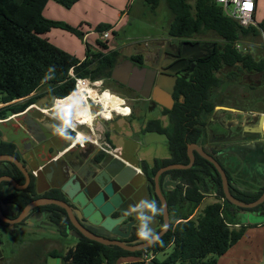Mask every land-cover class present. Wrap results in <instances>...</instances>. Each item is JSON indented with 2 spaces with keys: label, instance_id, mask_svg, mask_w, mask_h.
Wrapping results in <instances>:
<instances>
[{
  "label": "flooded vegetation",
  "instance_id": "1",
  "mask_svg": "<svg viewBox=\"0 0 264 264\" xmlns=\"http://www.w3.org/2000/svg\"><path fill=\"white\" fill-rule=\"evenodd\" d=\"M168 36L166 39L170 41L155 44L145 54L141 51L134 53L143 54L142 60H134L132 55L124 58H130L134 65L155 71L156 78L161 76L160 80L168 90L155 91L156 80L148 89L151 78L149 74L144 77L140 90L119 82L112 75L89 78L91 88L95 87L101 93L105 84H114L121 96L112 95L109 91H104L99 97L95 91L87 95L79 93L78 96L84 94L88 97L70 107L72 117L76 120V129L71 132L72 140L58 137L52 130L55 122L53 112L58 109L53 107V101L63 98L66 100L71 93L61 98L54 97L49 92L32 93L18 100L30 101L25 108L0 118V157H8L0 158V208L9 219H20L10 223L0 215V243L4 252V258L0 262L6 260V249L12 256L19 252L16 253V243L20 241L16 229L20 225H25L27 232H33L30 229L40 228L47 222L54 223L62 235L71 232L78 234L79 238L84 235L79 228L82 226L107 237L118 238L129 245L142 243L136 235L138 221L134 215H128L129 206L145 198L155 200L161 207V214L156 217L152 227L159 233L165 223L163 203L157 193L159 187L168 204L171 226L173 210L177 207L169 203L170 196L180 187L186 195L191 187L184 170L196 171L195 182L206 196L208 192L215 193V196L218 194L220 185L217 177L221 174L198 148L216 158L224 170H229L230 191L235 197L236 193L239 194L229 167L235 168V174L240 177L247 176L246 173L252 170L256 161H252L247 156L248 153L241 149L259 142L249 137L254 132L246 127L259 122L261 114L255 113L243 121L226 117L219 121L213 117L215 110L227 106L216 104L213 113L204 111L197 116L194 124L191 123L193 120L190 114L184 120L182 116H178L177 106L183 95L176 91L177 84L180 79L187 82L191 80L198 62L210 54L214 43L208 45L201 38ZM167 71L173 75L165 76L164 72ZM143 91L148 94L145 95ZM64 100L58 102V105L65 106ZM227 109L236 110L234 107ZM238 113H241L240 109ZM179 118L185 122L187 155L181 161L176 157ZM239 126L241 128L237 134H233L232 127ZM259 129L264 132V119ZM81 135L83 142H80ZM192 156L190 167L176 166L189 165ZM229 156L235 158L234 164L226 161ZM209 162L215 169L209 166ZM127 167L134 169L131 177H128L130 171ZM111 170H115V173ZM243 170L247 172H242ZM209 179L212 180L211 187ZM101 191H105L107 195L104 202H111L113 207L110 215L113 218L122 217L115 225L116 230L105 229L91 215L83 213L86 204L92 202ZM80 192L87 196L88 202L84 206L75 200ZM215 199L217 200L216 197ZM94 202L96 208H99L101 204L95 200ZM184 202V205L189 203L187 199ZM240 207L233 208L236 211ZM249 210L264 211V202ZM57 242L56 238H39L30 243L36 246L38 254L43 255L54 249ZM21 246L23 247L22 242L18 249ZM27 249L29 250L24 249L25 254L35 253L31 246H27Z\"/></svg>",
  "mask_w": 264,
  "mask_h": 264
},
{
  "label": "trees",
  "instance_id": "2",
  "mask_svg": "<svg viewBox=\"0 0 264 264\" xmlns=\"http://www.w3.org/2000/svg\"><path fill=\"white\" fill-rule=\"evenodd\" d=\"M49 1L51 0H0V103H4L0 108V118L25 108L30 101L18 100L43 86L47 87L45 93L49 92L59 98L66 97L74 92L78 77H111L113 67L119 62L120 49L111 48L108 39L98 41L99 47L95 49L85 38L90 30L101 34L112 30L117 34L113 24L102 22L85 32L83 25L74 26L46 17L44 10ZM53 1L71 8L79 0ZM146 1L157 8L162 0ZM164 1L173 15L168 30L170 37L190 38L212 32L221 39L214 42L208 56L200 59L191 80L187 82L180 79L176 87V91L183 95L178 102L177 114L183 120L190 117V114L193 120L191 123L194 124L197 116L204 111L213 113L216 103L212 94L215 89L225 84H235L247 74L264 71V56L256 59L247 50L246 44L247 41L253 42L262 36L264 23L240 25L224 12L216 0H194L193 3L190 0ZM54 28L67 30L85 40V57H78L53 43L48 34ZM132 59L142 60L143 54H133ZM50 66H54L55 71L48 73ZM72 69L75 76L70 74ZM47 73L50 80H45ZM183 120L179 118L177 123L178 161L187 158ZM208 164L215 169L212 163ZM225 170L230 179L229 170ZM183 172L191 187L186 195L183 194L182 187L177 189L170 196L169 203L183 208L184 200L187 199L193 204V208L171 222L169 230L160 237L162 245L156 244L146 249L155 254L152 264H176L180 261L185 264H218V257L243 238L248 226L237 225L238 222L233 220L236 212L234 208L239 206L226 198L220 175L217 177L220 185L217 200L192 216L206 195L195 182L196 171L188 169ZM263 190L264 187L256 194L239 192L235 195L248 202L258 198ZM228 205L234 208L230 210ZM168 247H172L171 252L160 259L157 254ZM144 250L129 251L119 245H106L81 235L77 244L67 252L62 253L54 248L47 255L61 257L62 264H147L137 259ZM126 258L136 260L123 262Z\"/></svg>",
  "mask_w": 264,
  "mask_h": 264
},
{
  "label": "rangeland",
  "instance_id": "3",
  "mask_svg": "<svg viewBox=\"0 0 264 264\" xmlns=\"http://www.w3.org/2000/svg\"><path fill=\"white\" fill-rule=\"evenodd\" d=\"M114 4L120 5L118 9L124 12L122 21L124 22L118 26L116 29L117 34L110 30V38L107 40L111 48L120 49L119 61L125 57L133 55L138 50L145 54L146 50L153 47L155 44L160 43L161 41H170L166 39L168 36V30L170 22L173 19V15L169 10L166 2L162 0L157 8H153L152 4L148 3L146 0H113ZM192 3L194 0H190ZM113 4V5H114ZM114 5V6H115ZM106 16H113L112 12L105 11ZM58 28L53 29L57 31ZM52 34V40L56 39L55 44L69 52H73L66 48V46H72L75 50H80V44L76 43L70 38H67L61 35L59 32H54ZM92 35L89 37V44L94 46L95 49L99 47L98 41H102V34L97 31H93ZM78 40H82L76 36ZM169 37V36H168ZM194 38L204 39L205 42L211 43L221 41L219 36L209 32L205 36H196ZM59 40V41H58ZM83 41V40H82ZM105 41V40H103ZM53 42V41H52ZM53 42V43H54ZM64 44V45H63ZM247 50L252 52L256 59H261L264 56V33L262 36L256 39L253 42H246ZM87 45L84 43V56L86 53ZM102 49V48H101ZM75 53V52H74ZM80 53V51H76ZM90 87V86H89ZM47 89L46 86L41 87L36 90L35 94L44 93ZM91 91H95L101 95L104 91H109L112 94L121 96L119 89L112 85H104L103 91L100 93L95 87L91 88ZM86 92V90H83ZM82 96V95H80ZM213 99L217 105L225 104L227 107H234L236 110L227 109L219 107L215 110L213 117H216L217 120L221 121L223 118H228L231 120L238 119L243 121L246 117L250 118L253 114L258 113L262 114L264 110V71L263 72H253L250 74L241 77L235 84H225L213 91ZM81 98V99H79ZM75 99V97H74ZM84 97H78L74 103H77L83 100ZM99 99V98H96ZM72 100H70L71 102ZM122 101V100H121ZM98 101H96L97 103ZM55 108H62L64 106L58 105V100H54L52 103ZM41 107V105H39ZM66 106V105H65ZM82 106V104H81ZM120 107L122 105H119ZM238 109L241 110V113H238ZM93 116V115H92ZM94 117V116H93ZM92 117V118H93ZM256 122V121H255ZM233 123H236L235 121ZM249 124V123H248ZM258 124V121L255 123ZM234 125V124H233ZM241 128L232 127L234 130L233 134H237V131ZM251 139H255L259 142L255 144H248L241 151L245 150L251 158L252 161H256L255 165L252 166V170L249 171L247 176L240 177L236 175V169L229 167L232 171V176L235 180V188L239 192H243L249 195L256 194L261 187L264 186V135H259V133H252L249 136ZM227 144H230L228 142ZM231 156L227 157L226 161L228 163L234 164L235 158ZM237 165V164H236ZM234 170V171H233ZM242 172H247L243 170ZM210 180V179H209ZM209 182L210 187L212 186V180ZM217 198V195L212 198L208 197L200 204L197 211L193 213L192 216H196L207 204L214 202ZM193 208L192 203H187L183 208H177L173 210V220L175 221L180 215L185 212L191 211ZM228 209L232 210L233 207L228 205ZM233 220L238 222L237 225H246L247 230L243 238L236 245L238 248L235 255H224L218 257L219 264H264V226L257 227L254 224L258 222H263L264 224V211L261 210H249L241 209L236 210L233 216ZM34 230L33 232H27L28 229L25 225H20L16 229V233L19 235V239L23 244V247H19L20 241L16 243V253L15 256L10 255L6 260L0 262V264H15L17 262H26L28 260L32 261V264H46V258L48 257L47 253L43 255L38 254L36 246L32 245V241L41 239H58L55 248L62 253L67 252V250L77 244L79 241V235L76 233L69 232L68 234L62 235L59 233L57 226L54 223L47 222L44 226L40 228L30 229ZM27 244V245H26ZM26 245V247H24ZM27 246L32 247V251L35 253L25 254L24 249H27ZM234 247H232L233 249ZM172 250V247H168L164 251H160L157 255L160 259H164ZM233 253V252H232ZM9 254V252H8ZM19 257V258H18ZM53 259H59V257H52ZM16 259V260H15ZM134 258H126L123 262L132 261ZM28 264V263H25ZM150 264V263H148ZM176 264H185L184 262H177Z\"/></svg>",
  "mask_w": 264,
  "mask_h": 264
},
{
  "label": "water",
  "instance_id": "4",
  "mask_svg": "<svg viewBox=\"0 0 264 264\" xmlns=\"http://www.w3.org/2000/svg\"><path fill=\"white\" fill-rule=\"evenodd\" d=\"M146 74H149L151 76L150 82L148 83V89L152 87V85L155 83V80H156L155 91H161L162 89L168 90L165 87V85L162 83V81L160 80L161 76L156 78L155 71H152L151 69H148L147 67H139L137 65H134L133 61L130 58L124 59V60L116 63L112 69L111 75H112V78L118 80L119 82L128 84L130 87H132L136 90H140V87L142 85V82H143ZM164 75L165 76H172L173 74L171 72L167 71V72H164ZM172 82L174 83V81H172ZM143 93H145V91H143ZM147 94L148 93L146 91L145 95H147ZM224 108H227V107H224ZM263 114L264 113L261 114L260 120H259L257 125L255 124L253 126H247L246 129L251 131V132L260 133L261 135H264V132L259 129V125L261 124ZM198 149L208 160H210L216 166V168L220 172V174L222 176L225 195L230 202H232L234 205L245 207V208L255 207V206L261 204L262 202H264V191L258 199L251 201V202H245V201H242V200L238 199L237 197H235L234 194L230 191L228 176H227V173L224 170L223 166L212 155L206 153L201 148H198ZM0 158H8V157L2 156ZM192 162H193V156H192V161L189 165L177 164L176 166L177 167H190ZM127 169H129V171H130L128 177H131V175H133V173H134V169H131L130 167H127ZM111 171L114 172L115 170H111ZM157 189H158L157 193L162 200L163 209H164V221H165V223H164L163 229L158 233L159 236L161 237L170 228V217H169V212H168L167 201H166L164 195L162 194V191L159 189V187ZM106 198H107L106 192L101 191L97 195V197L94 199L96 201V203H98L99 205L101 204L99 208H96L94 200L92 202H89L88 204H86L88 201H87V196L84 192H80L75 197V200L79 201L82 206H84L86 204V206L83 208V213L85 215H91V218L94 221H96V223H98V224L101 223V226L107 230H116L115 225L120 222L122 217L113 218L110 215L111 211L113 210V207L111 206V202H109V201L104 202L106 200ZM98 200H99V202H98ZM40 202H44V201H40ZM26 209H28V207ZM0 215L2 218H4L5 221H8L10 223H13L15 221L20 220V219H16V220L9 219L7 216H5L3 214L1 208H0ZM79 228L85 236H87L93 240L99 241V242L106 244V245H110V244L119 245L122 248L127 249L129 251H137V250H142V249H146L147 247H150L147 244H145L144 242L134 244V245H129V244L125 243L124 241L118 239V238H115V239L110 238V237L105 236L104 234H100V233H97L94 231H90L87 228L82 227V226H79ZM0 242H2L1 234H0ZM2 258H4V252H3L2 245L0 243V259H2ZM150 264H152V261L150 262Z\"/></svg>",
  "mask_w": 264,
  "mask_h": 264
},
{
  "label": "crops",
  "instance_id": "5",
  "mask_svg": "<svg viewBox=\"0 0 264 264\" xmlns=\"http://www.w3.org/2000/svg\"><path fill=\"white\" fill-rule=\"evenodd\" d=\"M113 4H114L113 0H79L71 8H66V7L62 6L61 4L51 0L48 2L47 6L44 10V15L48 18H51V19L65 21V22H67L71 25H74V26L83 25L82 29L85 32L89 29H93L97 24L102 23V22H107V23L113 24L114 28L116 30L118 28V26H120L124 22V20L122 21L124 12L122 10L118 9V7H121L120 5L116 6L114 4L115 5L114 6ZM105 11L106 12L107 11L112 12L113 16H110V15L106 16ZM254 18H255L256 23H258V22L264 23V0H257L256 1V9L254 12ZM90 27H92V28H90ZM93 31L94 30H90L89 32L86 33L85 38L88 42H89V37L92 35L91 33ZM54 32H59L61 35L65 36L67 38H70L73 41H75L76 43L80 44V46H81L80 50H75L74 47H72V46L69 47V46L65 45V47L67 49L71 48V49H69V50L73 51L71 53L75 52L74 54H76L78 57H81V58L85 57L84 56V43H85L84 41L85 40L79 41L75 34L69 32L67 30L58 28L57 31L52 30L48 34V37L53 42L54 41L57 42L56 39L52 40V34H55ZM263 33H264V31H263ZM76 51H80L81 54L76 53ZM214 195H215V193L208 192L207 196L204 198V200L208 197L212 198ZM254 226H257L259 228L261 226H264V224H263V222H258L256 224H254ZM238 242L232 246V247H234L233 249L231 247L224 255H229V256L235 255L234 251L236 252V249L238 248L236 246L238 244ZM6 250H5L6 251V258H8V256L10 257V255L8 254V249H6ZM224 255H222V256H224ZM13 256L16 257V255H13ZM52 257H56V256L49 255L46 258V264H62V259L60 257H59L60 260L59 259H53ZM19 259H17V260L15 259L16 260L15 264H25V263L32 264L31 260L19 263V262H17ZM218 264H219V262H218Z\"/></svg>",
  "mask_w": 264,
  "mask_h": 264
},
{
  "label": "clouds",
  "instance_id": "6",
  "mask_svg": "<svg viewBox=\"0 0 264 264\" xmlns=\"http://www.w3.org/2000/svg\"><path fill=\"white\" fill-rule=\"evenodd\" d=\"M55 67L50 66L48 73L54 72ZM48 73L45 76V80H50ZM70 105L64 106V108H58L53 112L52 130L55 135L65 140H72L71 132L76 129V120L73 119ZM80 142H83L81 136ZM161 214V207L155 200L141 199L137 203L130 205L128 209V215H134L138 221V228L136 235L139 240L143 241L148 246H155L156 244H163L159 234L153 230V223L156 217Z\"/></svg>",
  "mask_w": 264,
  "mask_h": 264
},
{
  "label": "built area",
  "instance_id": "7",
  "mask_svg": "<svg viewBox=\"0 0 264 264\" xmlns=\"http://www.w3.org/2000/svg\"><path fill=\"white\" fill-rule=\"evenodd\" d=\"M256 1L257 0H216V2L222 6V8L224 9V12L228 16L236 19L239 22V24L243 26L257 25L255 18H254V12L256 9ZM247 5H250V7H248ZM109 37H110L109 31H105L102 33L103 40L108 39ZM70 74L72 76H75L73 69L70 71ZM89 81H90L89 78L78 77L76 81L75 90L80 85H85L86 87H89L90 86ZM3 105L4 103H0V108ZM154 256L155 254L153 251L145 249L144 252L137 259L143 260L148 264L152 261Z\"/></svg>",
  "mask_w": 264,
  "mask_h": 264
},
{
  "label": "bare ground",
  "instance_id": "8",
  "mask_svg": "<svg viewBox=\"0 0 264 264\" xmlns=\"http://www.w3.org/2000/svg\"><path fill=\"white\" fill-rule=\"evenodd\" d=\"M83 90H86V92H90V90H91V87H86L85 85H80L75 91H74V93H71V95H69L68 97H67V99L66 100H64V99H60V100H58V102H60L61 100L63 101L64 100V104H66V105H73L74 104V102H75V100L76 99H78V97H85L86 99H87V97L83 94L82 96H78V94L79 93H85V92H83ZM90 93H92V91L90 92ZM113 95V94H112ZM74 97H75V99H74ZM79 99H81V98H79ZM106 99V98H105ZM112 99V98H111ZM110 99V100H111ZM70 100H72L71 102H70ZM109 100V99H108ZM113 100V99H112ZM82 101V100H81ZM109 102V101H108ZM111 102V101H110ZM81 103V102H80ZM107 103V102H106ZM61 104V103H60ZM107 105H108V103H107ZM115 105V104H114ZM86 111V110H85ZM263 119H264V114H263V116H262V121H261V126L263 125Z\"/></svg>",
  "mask_w": 264,
  "mask_h": 264
},
{
  "label": "snow or ice",
  "instance_id": "9",
  "mask_svg": "<svg viewBox=\"0 0 264 264\" xmlns=\"http://www.w3.org/2000/svg\"><path fill=\"white\" fill-rule=\"evenodd\" d=\"M248 7H250V5H247Z\"/></svg>",
  "mask_w": 264,
  "mask_h": 264
}]
</instances>
